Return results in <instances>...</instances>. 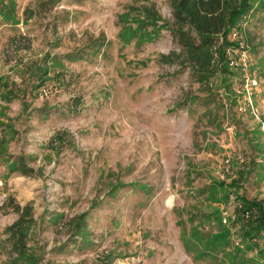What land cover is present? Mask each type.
Masks as SVG:
<instances>
[{"label": "rangeland", "instance_id": "1", "mask_svg": "<svg viewBox=\"0 0 264 264\" xmlns=\"http://www.w3.org/2000/svg\"><path fill=\"white\" fill-rule=\"evenodd\" d=\"M0 1V145L35 170L8 173L0 163V264L13 205L26 203L39 264H259L231 239L224 247L207 240L227 227L234 195L264 197L260 12L240 22L247 73L258 81L251 113L236 110L238 67L229 76L218 68L205 87L189 80L185 60L162 58L177 51L167 29L153 34L141 21L153 10L169 24L168 0ZM98 37L95 55L64 57ZM46 61L49 78L33 88L30 72ZM207 93L220 101H194ZM72 98L80 104L67 110ZM56 133L68 142L55 145ZM119 183L146 189L110 190ZM84 212L90 242L51 253L71 235L67 219ZM51 213L63 217L50 222Z\"/></svg>", "mask_w": 264, "mask_h": 264}, {"label": "trees", "instance_id": "2", "mask_svg": "<svg viewBox=\"0 0 264 264\" xmlns=\"http://www.w3.org/2000/svg\"><path fill=\"white\" fill-rule=\"evenodd\" d=\"M171 22L167 24L161 20L159 14L153 10H144L141 24L150 25L153 34L159 35L161 29H167L175 49L162 54L163 59L168 62H180L179 59L188 63V78L191 82L210 87V80L219 71L226 76L232 75L229 68L224 49L236 43L229 39L228 34L233 28H238L243 18L253 10L260 12L264 18V0H168ZM0 6L2 1H0ZM51 6L54 1L45 0ZM42 3V4H44ZM49 8V7H48ZM9 15V13H6ZM160 23H157L159 22ZM104 46V40L100 37L92 40L86 46L88 51L77 49L64 55L69 61L82 59L83 57L95 55ZM48 57V56H47ZM49 66L47 61L42 65H36L30 72L32 77L31 86L40 87L48 80ZM60 74L56 73V76ZM228 87H225L227 89ZM73 102L66 105L67 110H74L80 100L72 98ZM195 100L207 104L220 101L217 93H207L205 97H195ZM186 106V103L177 102L175 107ZM51 141L61 146L66 141L63 135L56 133ZM54 145V146H55ZM6 162L9 172H16L28 176L35 173V170L26 165L22 156H11L2 151L0 145V163ZM242 176V173L239 174ZM234 184V183H233ZM116 186H133L145 190V187L134 184L119 183L111 186L114 192ZM230 186H236L230 185ZM108 190V191H110ZM9 202L13 201L8 198ZM232 215L228 218L227 227L222 226L218 231L212 233L208 243L216 246H225L230 239L240 248L244 255L253 254L259 264H264V197L246 198L242 193L234 195ZM18 216L10 224L4 227L10 241L7 264H39L40 253H36L34 247L28 244L29 229L34 224L31 216V205L26 203L22 206L13 205ZM85 212L67 219L71 235L61 244L50 248L54 255L69 253L73 249L90 242L87 239L85 230ZM63 217L62 213H51L50 222L57 223Z\"/></svg>", "mask_w": 264, "mask_h": 264}, {"label": "built area", "instance_id": "3", "mask_svg": "<svg viewBox=\"0 0 264 264\" xmlns=\"http://www.w3.org/2000/svg\"><path fill=\"white\" fill-rule=\"evenodd\" d=\"M240 27L233 28L228 37L230 40L234 41L236 45L227 46L224 49V53L227 59L229 67H238L242 73V79L240 84L241 101L236 106L237 111L247 110L251 113L256 112V107L253 104L252 94L257 87L258 81L255 77H252L247 73L246 63L244 62V43L240 37ZM42 92L44 90L42 89ZM225 219H223V222Z\"/></svg>", "mask_w": 264, "mask_h": 264}]
</instances>
